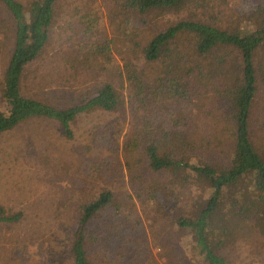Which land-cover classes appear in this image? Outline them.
Here are the masks:
<instances>
[{"label": "trees", "instance_id": "16d2710c", "mask_svg": "<svg viewBox=\"0 0 264 264\" xmlns=\"http://www.w3.org/2000/svg\"><path fill=\"white\" fill-rule=\"evenodd\" d=\"M103 1L115 18L122 19L120 28L127 35L137 33L139 26L146 25L153 14L191 10L194 15L176 20L142 46L144 58L160 64L156 77L148 82L131 62L116 70L102 64V61L110 63L113 40L99 38V17L92 6L81 7L68 0H0L12 21L10 25L4 19L0 21V44L12 34V49L0 82V134L25 119L45 118L58 121L63 135L72 137L71 125L93 110L115 112L128 103L132 122L137 123L145 119L144 112H149L148 121L138 124L139 128L129 132L122 144L126 152L138 151L143 156L148 179L141 180L138 189L145 187L147 196L157 205L160 193L156 189L161 177L171 176L172 182L179 186L204 184L206 196L195 202L194 208L175 217L174 227L192 236L193 249L202 264H231L220 249L232 244L240 231L257 230L264 237V159L251 137L255 96L264 85V0H246L249 15L225 28L203 19L204 9L210 8L213 0ZM67 12L72 20L64 23L71 27L74 36L63 38L59 32L55 41H60L57 43L60 47L63 40L75 38L67 43L75 49L78 65L81 66L84 55L85 66L90 60L96 65L71 67L76 77L94 75L91 80L98 85L87 90L77 104L60 108L24 95L21 83L25 67L44 53L52 42L57 19ZM131 41L139 45L135 38ZM220 49L232 52V66H225L227 54L223 52L217 56L214 67L204 68L208 54ZM231 69L230 80L227 71ZM106 70L111 77L105 74ZM115 77L123 81L121 87L126 84L127 100L111 80ZM216 82L222 84L215 89L221 97L217 104L223 108L226 121L232 124L228 160L221 165H213L204 158L192 159L193 137L185 131L189 113H198L202 103L191 104L190 100L196 98L200 87ZM148 105L155 113L167 110L169 116L158 120ZM182 107L187 109L185 113L180 110ZM129 175L139 185L141 176L131 171ZM118 209L109 188L77 204L69 248L72 264H92L87 257V245L97 244L99 237L90 230L91 225L99 216L116 214ZM21 216L22 212H9L0 205V223H14Z\"/></svg>", "mask_w": 264, "mask_h": 264}, {"label": "rangeland", "instance_id": "374dc122", "mask_svg": "<svg viewBox=\"0 0 264 264\" xmlns=\"http://www.w3.org/2000/svg\"><path fill=\"white\" fill-rule=\"evenodd\" d=\"M245 1L213 0L211 7L204 9L203 19L222 28L232 26L249 15V4ZM68 2L92 6L99 17V38L113 40L110 63L102 61V64L116 70L131 62L148 82L156 77L160 64L147 61L142 46L176 20L194 15L191 10L153 14L146 25L139 26L137 33L127 35L120 28L122 19L109 12L106 1ZM69 8L71 11L72 5ZM68 12L57 19L52 42L44 53L25 67L21 83L24 95L60 108L77 104L87 90L98 85L91 80L94 75L76 77L71 67L96 65L90 60L85 66L86 55L81 58V66L78 65L75 49L67 43L75 38L63 40L61 48L57 45L60 41H55L59 32L63 38L74 36L71 27L64 23L72 20ZM3 19L7 25L12 23L0 5V21ZM11 49L12 34L0 44V82ZM223 52L225 49L210 52L204 68L214 67L217 56ZM225 53V66L231 67L232 52ZM109 70L105 74L111 77ZM227 73L231 80L232 69ZM111 80L127 100L126 84L121 87L123 81L117 77ZM221 85L216 82L200 87L196 98L190 100L191 104L202 102L199 112L189 113L185 129L193 137L191 158H204L213 165L227 163L232 144V124L226 121L223 108L217 104L221 97L215 89ZM205 97L208 100L204 101ZM147 107L158 120L169 116L167 110L155 113ZM180 110L187 111L184 107ZM143 114L145 119L141 122H132L128 103L115 112L93 110L71 125L72 137L63 135L58 121L45 118L25 119L1 132L0 205L9 212L20 211L22 216L14 223H0V264H72L69 248L76 225V206L104 188L113 191L119 209L116 214L99 216L91 225L90 230L99 237L97 244L87 245V257L92 264H202L193 249L192 236L178 231L173 219L194 208V203L206 196L207 189L204 184L179 186L172 182L171 176H164L159 178L161 184L156 189L160 193L157 205L147 196L145 187L138 189L140 181L148 179L143 156L138 151L126 152L122 144L129 132L139 128L138 124L148 121L150 113ZM251 137L264 159V85L255 96ZM130 171L141 176L139 185L130 178ZM220 252L231 264H264V237L257 230L253 233L242 230Z\"/></svg>", "mask_w": 264, "mask_h": 264}]
</instances>
